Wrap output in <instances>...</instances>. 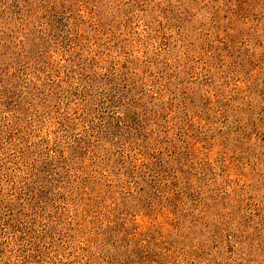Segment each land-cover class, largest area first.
Segmentation results:
<instances>
[{
    "label": "trees",
    "instance_id": "16d2710c",
    "mask_svg": "<svg viewBox=\"0 0 264 264\" xmlns=\"http://www.w3.org/2000/svg\"><path fill=\"white\" fill-rule=\"evenodd\" d=\"M6 5L14 9L18 31L24 33L13 48L22 50L25 62L37 61L52 43L63 58L69 56L67 76L78 74L75 89L68 86L71 94L60 96H73L75 108L60 114L55 124L68 134L84 123L85 137H75L74 150L60 141L61 156L67 148L70 158L64 162L92 155L104 168L98 172L99 163L88 178L82 172L76 180L110 182L108 153L125 144L132 189L152 210L158 204L170 207L195 177L213 175L218 166L231 178L225 181L229 184L239 179V186L250 178L264 183V0H8ZM34 23L37 35L28 29ZM132 28L142 31L139 57L122 56L106 60L107 65L74 57L88 33L103 43L106 33L109 44L117 32ZM97 41L88 42L89 51L96 50ZM214 151L220 164L210 161ZM80 185L69 191L90 197V188ZM48 186L35 190L36 197L15 202L3 197L0 183V244L6 238L31 239L36 247L24 224L25 209L44 211L41 197L47 194L51 201L58 196ZM98 196L85 200L80 217L101 207ZM257 204L260 225L264 204ZM232 229L228 224L227 232Z\"/></svg>",
    "mask_w": 264,
    "mask_h": 264
},
{
    "label": "rangeland",
    "instance_id": "374dc122",
    "mask_svg": "<svg viewBox=\"0 0 264 264\" xmlns=\"http://www.w3.org/2000/svg\"><path fill=\"white\" fill-rule=\"evenodd\" d=\"M7 3L8 0H0V183L3 197L15 202L28 195L36 197L35 190L39 191L48 183L52 190L54 186L58 196L52 198L56 194H48L51 201L47 194L41 197L44 211L25 209L28 221L24 224L36 247L30 245L31 239L6 238L0 244V264H264V210L259 225V213L254 209L257 202L264 204L263 180L243 179L237 186V179L229 184L225 181L231 178L221 174L218 166L213 175L195 177L182 197L169 202L170 207L158 204L160 206L152 210L137 190L132 189L127 159L130 149L125 144L121 145L123 149L118 145L108 153L113 161L110 182L106 183L101 177L86 183L76 180L82 172V178H88L93 167L100 163L92 155L64 162L69 154L67 148L64 157L61 156L60 141L71 144L74 150L75 137H85L84 123L73 127L68 134H61L55 124L60 114L75 108L73 96L67 99L60 96L66 92L71 94L78 74L73 73L71 79L67 76L69 56L63 58L52 43L37 61L25 62L20 57L22 50L13 48L24 33L18 31L16 13ZM28 29L36 35L40 32L35 23ZM141 33L133 28L117 32V39L114 36L115 40L109 44L105 42L106 33L101 38L104 43L97 41L99 36L88 33V41L76 50L74 57L104 65H107L106 60L123 59L122 56L139 57ZM96 41L99 46L89 51V43ZM5 43L7 46L2 45ZM4 47L8 48L5 52ZM4 53L7 55L2 57ZM128 115L133 118L132 113ZM124 121L122 119L121 123ZM94 123L98 125L100 121ZM209 158L211 162H221L215 151ZM103 168L101 164L97 171ZM218 175L219 181L215 184L212 179ZM81 183L90 188L87 190L91 192L90 197L99 195L96 202L101 206L83 218L79 216L84 210L81 207L90 197L69 191L80 188ZM50 187L47 191L52 192ZM165 210L174 212L175 216L166 214ZM38 215L35 226L33 220ZM228 224L233 227L231 232L226 230Z\"/></svg>",
    "mask_w": 264,
    "mask_h": 264
}]
</instances>
